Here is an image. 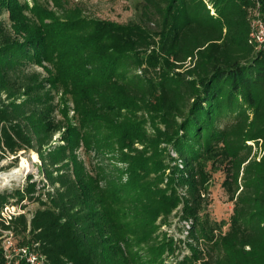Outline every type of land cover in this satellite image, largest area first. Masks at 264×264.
I'll return each instance as SVG.
<instances>
[{"label": "trees", "instance_id": "obj_1", "mask_svg": "<svg viewBox=\"0 0 264 264\" xmlns=\"http://www.w3.org/2000/svg\"><path fill=\"white\" fill-rule=\"evenodd\" d=\"M143 1L0 0V164L35 151L45 178L0 191V215L39 204L0 220V264L5 230L45 264H264V0Z\"/></svg>", "mask_w": 264, "mask_h": 264}, {"label": "rangeland", "instance_id": "obj_2", "mask_svg": "<svg viewBox=\"0 0 264 264\" xmlns=\"http://www.w3.org/2000/svg\"><path fill=\"white\" fill-rule=\"evenodd\" d=\"M72 6H79L84 10V13L89 17L109 19L120 23L129 21L145 22L143 19L146 16L143 13L144 1L143 0H69ZM42 68H40L41 70ZM82 152L83 151H79ZM18 156V157H17ZM83 158L89 164L88 166L94 168L99 161L94 155L89 156L82 154ZM17 157V158H15ZM41 160V159H40ZM23 161L25 163L23 164ZM42 161H36L33 156V151H21L18 155H11L0 164V191L12 190L17 187H23L27 182V177L30 174L34 175V179L39 182V186H43L41 182L44 175L41 174ZM18 169L19 173L12 177L10 174ZM222 175L217 174L214 179L213 198L214 205L213 211L216 212L218 219H227L232 212L233 204L228 200V197L222 188ZM25 208L28 213L35 211L39 204L38 202H25ZM15 209H22L19 205H10Z\"/></svg>", "mask_w": 264, "mask_h": 264}, {"label": "built area", "instance_id": "obj_3", "mask_svg": "<svg viewBox=\"0 0 264 264\" xmlns=\"http://www.w3.org/2000/svg\"><path fill=\"white\" fill-rule=\"evenodd\" d=\"M252 27V41L264 45V19L258 15L255 16L252 21ZM12 208L14 209H11L10 206H6L1 211L0 220L9 224L13 217L26 212L24 209H15L14 206H12ZM1 239L2 247L9 263L13 258H18V262L22 260L25 264H45L46 257L44 255L30 247H21L17 245V239L12 230L3 231Z\"/></svg>", "mask_w": 264, "mask_h": 264}, {"label": "bare ground", "instance_id": "obj_4", "mask_svg": "<svg viewBox=\"0 0 264 264\" xmlns=\"http://www.w3.org/2000/svg\"><path fill=\"white\" fill-rule=\"evenodd\" d=\"M33 156H34V159H35L36 161H41V160H40V157H39V155H38L37 152L33 151ZM24 163H25V161H23V164H24ZM18 173H19V170L16 169V170H14L10 175H11L12 177H14V176H16Z\"/></svg>", "mask_w": 264, "mask_h": 264}]
</instances>
